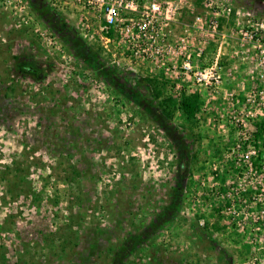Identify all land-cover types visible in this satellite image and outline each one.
<instances>
[{
  "label": "rangeland",
  "instance_id": "374dc122",
  "mask_svg": "<svg viewBox=\"0 0 264 264\" xmlns=\"http://www.w3.org/2000/svg\"><path fill=\"white\" fill-rule=\"evenodd\" d=\"M167 2L150 47L86 38L102 19L73 0H0V264H264V86L243 41L264 45V0ZM153 86L200 94L195 122L166 120Z\"/></svg>",
  "mask_w": 264,
  "mask_h": 264
},
{
  "label": "built area",
  "instance_id": "2783aa9c",
  "mask_svg": "<svg viewBox=\"0 0 264 264\" xmlns=\"http://www.w3.org/2000/svg\"><path fill=\"white\" fill-rule=\"evenodd\" d=\"M75 3L81 6L83 9H89L96 12L101 20L99 23L98 31H95L92 24L89 22L82 25L85 26L82 35L88 39L94 40L100 36L103 41L115 42L120 40V43L129 44H143L145 46H154L158 42L162 31L171 22L170 13L177 12L182 9L177 4H171L167 0H73ZM182 3L184 0H176ZM86 21H88L86 19ZM199 23V19H198ZM197 24L195 25L196 28ZM218 22L213 23V28L217 29ZM199 30V28H196ZM163 36V35H162ZM165 40V39H164ZM161 41L167 44V41ZM250 44L256 46L257 51L255 59L258 61L260 77L259 81L261 86H264V45L261 40L254 34H251L247 38L243 39ZM154 44V45H153ZM146 51H143L145 54ZM142 55L148 57L150 53H146L145 56L141 51H137L136 55ZM152 54L149 57H153ZM189 70L188 68H185ZM207 71L213 72L212 68ZM197 76L199 78H197ZM206 76V75H205ZM197 84L202 86L203 71L195 74ZM215 80L216 86L219 83L220 77H211ZM204 79V80H203Z\"/></svg>",
  "mask_w": 264,
  "mask_h": 264
},
{
  "label": "trees",
  "instance_id": "16d2710c",
  "mask_svg": "<svg viewBox=\"0 0 264 264\" xmlns=\"http://www.w3.org/2000/svg\"><path fill=\"white\" fill-rule=\"evenodd\" d=\"M21 74L24 76H28L32 79H35L36 81L40 80V76L43 75L42 71L34 66L32 63L26 64L25 66L22 67L21 69ZM154 88V94L153 97L156 99H161V94H163V88H157V86H153ZM202 106V97L198 93H191L188 94L186 91H183L181 94L180 102L176 105V102L172 98H166L163 100H159L157 107L159 111L162 113L163 117L172 122L176 112L179 111L183 120L185 123H194L195 120L197 119V116L201 110ZM184 125V124H183ZM181 126V127H175L176 130L183 136L184 138V145L179 146L181 149V169L180 172L185 171V167L187 165V154H185L184 149L188 148H194V143L196 142L195 135L193 132L189 131L187 126ZM186 125V124H185ZM256 127H259L256 132V136L259 138L264 136V121H262L259 125Z\"/></svg>",
  "mask_w": 264,
  "mask_h": 264
}]
</instances>
